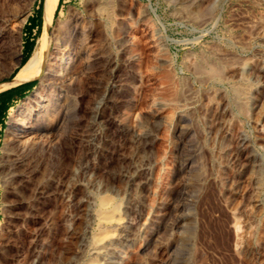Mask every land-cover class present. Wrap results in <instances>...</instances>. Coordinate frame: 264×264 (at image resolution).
I'll use <instances>...</instances> for the list:
<instances>
[{
	"label": "rangeland",
	"instance_id": "1",
	"mask_svg": "<svg viewBox=\"0 0 264 264\" xmlns=\"http://www.w3.org/2000/svg\"><path fill=\"white\" fill-rule=\"evenodd\" d=\"M39 1L0 0V80ZM75 18L99 58L66 92L64 131L11 142L9 114L46 90L32 78L0 133V264H264V0H60L50 38ZM19 152L32 212L11 227L25 209L2 177Z\"/></svg>",
	"mask_w": 264,
	"mask_h": 264
},
{
	"label": "bare ground",
	"instance_id": "2",
	"mask_svg": "<svg viewBox=\"0 0 264 264\" xmlns=\"http://www.w3.org/2000/svg\"><path fill=\"white\" fill-rule=\"evenodd\" d=\"M57 1L43 0L42 33L39 40V50L31 52L10 81L0 84V91L32 78H38L46 84V90L43 93L35 95L31 101L23 102L9 114L8 134H11L10 138L12 137L11 142L14 146L18 147L22 152L31 145L36 144L35 141L37 139L40 141L43 139L41 143L43 145L46 144L45 146L48 147L58 137V134L64 131L65 120L68 115L66 92L71 88L74 79L83 74L89 66L96 64L99 58L97 53H93L90 50L89 31L85 22L79 18L69 19V22L57 26L53 37L50 38L48 29L52 24ZM93 2L96 5H101L105 0H93ZM50 39H53L55 47L53 52L47 53L46 46ZM52 88L59 89L58 92V89L56 90L58 93L57 97L54 95L55 93L53 94ZM263 103L264 97H261L254 104L253 110L258 113ZM245 149H247L246 140L242 138L238 153L243 152ZM252 159L253 157L249 155L245 162H250ZM25 166V160L21 157V152H19V154L13 155L5 172L3 171L2 184L4 194L13 196L12 198L9 197L12 199H10V206L25 209L23 214L18 211L10 213L8 221L11 227H16V221L18 220L23 223L27 221L32 212V206L24 198V190H26L27 184L34 177L35 170H33L34 168L31 165L28 166L29 169H26ZM124 177L128 181L131 179L126 175ZM37 194H43L45 198L48 197V191L46 190L40 189ZM11 230L9 229V231ZM91 250L95 256L105 258L110 256L109 249L100 247L98 244L92 245Z\"/></svg>",
	"mask_w": 264,
	"mask_h": 264
},
{
	"label": "crops",
	"instance_id": "3",
	"mask_svg": "<svg viewBox=\"0 0 264 264\" xmlns=\"http://www.w3.org/2000/svg\"><path fill=\"white\" fill-rule=\"evenodd\" d=\"M39 27H40V23H39L37 11L35 8V10H32L26 16L25 20L22 22L23 31L21 33L22 40H21V45H20V50H19V55H18V62L20 61L22 57L26 58L29 55L34 45L33 35L36 33ZM11 76L12 75H9L7 78H4L2 80L8 81L7 79H9ZM32 81L33 80L25 81V82L13 85L11 87H8L0 91V133L3 127L5 126L8 111L15 104L17 100L22 98L27 92L30 91L33 85Z\"/></svg>",
	"mask_w": 264,
	"mask_h": 264
},
{
	"label": "trees",
	"instance_id": "4",
	"mask_svg": "<svg viewBox=\"0 0 264 264\" xmlns=\"http://www.w3.org/2000/svg\"><path fill=\"white\" fill-rule=\"evenodd\" d=\"M59 2H60V0H58L57 1V5H56V9L54 10V15L56 14V11H57V9H58V6H59ZM36 11H37V15H38V19H39V23H40V15L42 14V1L40 0L39 1V3H38V5H37V7H36ZM39 30H37V31H40V29H41V25H40V27L38 28ZM33 44H34V41H33ZM34 46V45H33ZM31 52V51H30ZM27 58V57H26ZM26 58H21L20 59V61H19V65H21V64H23L24 62H25V60H26ZM16 70V69H15ZM15 70H13V72L11 73V75L14 73V71ZM15 74V73H14ZM13 77V76H12ZM11 79V78H10ZM32 83H33V81H32Z\"/></svg>",
	"mask_w": 264,
	"mask_h": 264
},
{
	"label": "water",
	"instance_id": "5",
	"mask_svg": "<svg viewBox=\"0 0 264 264\" xmlns=\"http://www.w3.org/2000/svg\"><path fill=\"white\" fill-rule=\"evenodd\" d=\"M16 66H19V62L17 63V65Z\"/></svg>",
	"mask_w": 264,
	"mask_h": 264
}]
</instances>
